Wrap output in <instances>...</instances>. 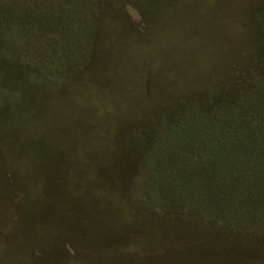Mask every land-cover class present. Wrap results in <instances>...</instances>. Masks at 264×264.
<instances>
[{
	"label": "rangeland",
	"instance_id": "1",
	"mask_svg": "<svg viewBox=\"0 0 264 264\" xmlns=\"http://www.w3.org/2000/svg\"><path fill=\"white\" fill-rule=\"evenodd\" d=\"M257 109L264 0H0V264H264Z\"/></svg>",
	"mask_w": 264,
	"mask_h": 264
},
{
	"label": "trees",
	"instance_id": "2",
	"mask_svg": "<svg viewBox=\"0 0 264 264\" xmlns=\"http://www.w3.org/2000/svg\"><path fill=\"white\" fill-rule=\"evenodd\" d=\"M260 110L261 109H257L258 113H257V115L256 114L254 115L255 121L253 122V124H260L261 123L264 125V110H263L262 114L260 113ZM259 119H261V120L259 121ZM253 130H256V129L252 128V131ZM247 140L249 142V149H250L252 155L253 154L264 155V143H261L259 140H257L255 137H252V136H248ZM258 163H261L260 165L264 168V162L258 161ZM262 187H264V181H263ZM241 198L244 200L243 203H245V205L248 206L249 208H255L256 206H259V205L264 206V204L262 203L264 196L262 194H250L247 196L244 194V196L240 197V199ZM210 199H212V204H209L208 201H206L207 206L213 205V209H219V205L217 202H220L222 200V198H215V196H214ZM237 200L238 199H236L235 201H237ZM209 209H211V208L209 207ZM237 211H239L238 207H237ZM238 220H241V219H238ZM258 224L259 223L257 222L256 225H258Z\"/></svg>",
	"mask_w": 264,
	"mask_h": 264
}]
</instances>
